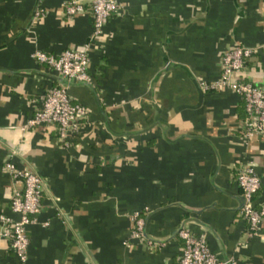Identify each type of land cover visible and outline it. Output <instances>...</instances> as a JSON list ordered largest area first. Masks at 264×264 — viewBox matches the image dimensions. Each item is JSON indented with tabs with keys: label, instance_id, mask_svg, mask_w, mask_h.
Here are the masks:
<instances>
[{
	"label": "crops",
	"instance_id": "0c3cea01",
	"mask_svg": "<svg viewBox=\"0 0 264 264\" xmlns=\"http://www.w3.org/2000/svg\"><path fill=\"white\" fill-rule=\"evenodd\" d=\"M84 1L68 15L66 0H0V213L23 186L7 160L43 178L28 258L0 237V264H177L183 226L229 264H264V219L251 235L236 179L252 162L264 202V134H245L231 85L210 86L237 43L258 47L244 74L264 84V0H120L97 38ZM87 44L91 80L68 87L90 112L65 143L55 126L27 125L63 83L34 52ZM136 210L158 246L132 236Z\"/></svg>",
	"mask_w": 264,
	"mask_h": 264
},
{
	"label": "built area",
	"instance_id": "2783aa9c",
	"mask_svg": "<svg viewBox=\"0 0 264 264\" xmlns=\"http://www.w3.org/2000/svg\"><path fill=\"white\" fill-rule=\"evenodd\" d=\"M93 17L92 37L97 38L104 33V27L109 17L121 7L120 0H88ZM86 10L84 0H66L65 12L68 15ZM37 14L41 10L36 11ZM258 51V47L237 43L223 52L221 56L222 72L218 79L210 83L211 87L222 88L231 85L241 95L245 102L246 119L245 134H264V84L256 83L246 78L244 66L249 57ZM34 56L51 66L60 76L69 81L87 82L91 80L89 64L91 46L67 47L55 53L38 49ZM239 74L237 79L233 76ZM68 83H60L47 89L42 106L28 119L27 125H52L57 128L58 136L69 143L72 136L80 131L89 115L88 105L77 101L69 91ZM6 170L15 178H21L22 187L14 188L11 199V212L0 213V237L9 238L11 247L18 259L24 263L28 258L30 236L28 227L37 221L41 211L43 196V178L30 168L18 167L14 161L5 162ZM236 179L245 198L241 213L249 224L251 235L260 232L264 219V202L258 204L256 195L261 187V176L252 162L240 166ZM134 225L132 236L143 238L151 247L159 242L150 238L145 231L146 218L144 211L133 213ZM179 235L183 239L177 264H229L230 260L221 258L211 247L204 233L197 234L188 227H181ZM129 244V241H126Z\"/></svg>",
	"mask_w": 264,
	"mask_h": 264
},
{
	"label": "water",
	"instance_id": "95a60500",
	"mask_svg": "<svg viewBox=\"0 0 264 264\" xmlns=\"http://www.w3.org/2000/svg\"><path fill=\"white\" fill-rule=\"evenodd\" d=\"M62 81H63V83H72V81H69V80H67L66 78H62ZM242 199H243V202H242V204H243L244 201H245V198L242 197Z\"/></svg>",
	"mask_w": 264,
	"mask_h": 264
},
{
	"label": "trees",
	"instance_id": "16d2710c",
	"mask_svg": "<svg viewBox=\"0 0 264 264\" xmlns=\"http://www.w3.org/2000/svg\"><path fill=\"white\" fill-rule=\"evenodd\" d=\"M80 131L76 132L74 135L77 137L79 135Z\"/></svg>",
	"mask_w": 264,
	"mask_h": 264
}]
</instances>
